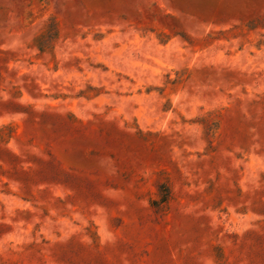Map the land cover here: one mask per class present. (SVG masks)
Wrapping results in <instances>:
<instances>
[{
	"label": "rangeland",
	"instance_id": "1",
	"mask_svg": "<svg viewBox=\"0 0 264 264\" xmlns=\"http://www.w3.org/2000/svg\"><path fill=\"white\" fill-rule=\"evenodd\" d=\"M0 264H264V0H0Z\"/></svg>",
	"mask_w": 264,
	"mask_h": 264
},
{
	"label": "trees",
	"instance_id": "2",
	"mask_svg": "<svg viewBox=\"0 0 264 264\" xmlns=\"http://www.w3.org/2000/svg\"><path fill=\"white\" fill-rule=\"evenodd\" d=\"M167 199V198H166ZM166 199H163V201H166Z\"/></svg>",
	"mask_w": 264,
	"mask_h": 264
}]
</instances>
